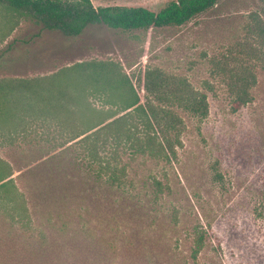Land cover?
<instances>
[{
	"label": "rangeland",
	"instance_id": "374dc122",
	"mask_svg": "<svg viewBox=\"0 0 264 264\" xmlns=\"http://www.w3.org/2000/svg\"><path fill=\"white\" fill-rule=\"evenodd\" d=\"M168 1L91 0L155 11ZM89 61L113 63L141 104L175 110L180 144L168 161L124 154L127 192L62 196L60 171L76 190L93 164L73 137L128 102L118 83L62 71ZM242 88L250 100L234 110ZM189 89L207 96L201 119L179 110ZM0 171L11 180L0 192V264H264V0H218L180 26L94 23L76 36L0 3ZM149 176L167 184L162 194Z\"/></svg>",
	"mask_w": 264,
	"mask_h": 264
},
{
	"label": "trees",
	"instance_id": "16d2710c",
	"mask_svg": "<svg viewBox=\"0 0 264 264\" xmlns=\"http://www.w3.org/2000/svg\"><path fill=\"white\" fill-rule=\"evenodd\" d=\"M218 0H169L157 11L141 5H104L95 7L91 0H0V3L31 17L43 29L58 30L66 36L79 35L89 24H103L113 29L148 30L151 27L180 26L196 15L213 7ZM89 71L93 75L94 84L102 82L109 86L118 83L129 93L127 104L121 112L98 122L89 124L77 132L73 137L75 142L89 144L92 153V167L80 180L81 185L74 189L71 184L73 178L66 172L60 171L62 182L58 190L62 196H71L77 191L81 194L88 191L94 194L98 189L106 192H127L130 179L127 164L123 161L124 154L144 155L158 161H168L176 154L177 136L180 131L181 117L168 106H161L148 102L141 104L134 91L133 85L126 76L123 79L115 73L113 63L104 61H89L76 63L63 72ZM152 74L147 73V78ZM114 78V79H113ZM153 82V79H148ZM245 88L236 91L233 109L238 110L241 105L250 100ZM178 98V96H177ZM176 98V99H177ZM14 103V100L12 101ZM179 110L201 119L208 112V102L205 93L189 89L185 96L179 97ZM129 118L132 123H129ZM102 133H106L101 137ZM174 133L175 139L171 137ZM74 171V170H73ZM74 174V173H71ZM0 171V192L11 193L10 179H6ZM151 192L156 196L162 194L167 184L155 176H149ZM6 179V180H5ZM17 189L13 191L16 196ZM46 194V197L54 196ZM262 196L264 198V176L262 181ZM21 201L24 200L20 196ZM20 201V202H21ZM203 247L202 235H198L192 250L196 256Z\"/></svg>",
	"mask_w": 264,
	"mask_h": 264
}]
</instances>
